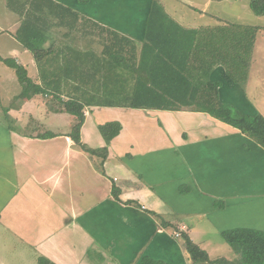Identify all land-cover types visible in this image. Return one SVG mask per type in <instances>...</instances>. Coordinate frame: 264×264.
Here are the masks:
<instances>
[{
    "label": "crops",
    "instance_id": "obj_1",
    "mask_svg": "<svg viewBox=\"0 0 264 264\" xmlns=\"http://www.w3.org/2000/svg\"><path fill=\"white\" fill-rule=\"evenodd\" d=\"M31 1L0 0V227L38 264L237 261L221 233L264 230V146L208 112L132 107L131 95L148 53L151 66L164 56L168 71L217 82V100L248 113L234 71L248 0H157L168 19L152 21L155 0H33L39 60L19 36ZM120 36L131 42L105 47ZM8 58L46 93L25 96ZM56 94L85 105L81 141L107 147L105 159L76 143L77 117ZM111 121L122 129L108 144L99 126ZM184 234L215 262L193 261Z\"/></svg>",
    "mask_w": 264,
    "mask_h": 264
},
{
    "label": "trees",
    "instance_id": "obj_2",
    "mask_svg": "<svg viewBox=\"0 0 264 264\" xmlns=\"http://www.w3.org/2000/svg\"><path fill=\"white\" fill-rule=\"evenodd\" d=\"M29 7L27 15L21 26L20 34L21 40L30 49L36 59L43 57V43L45 40L44 34L37 26L35 14V3ZM151 9L152 18L158 17L159 19H168V15L161 3L157 0L153 2ZM250 8L257 15H264V0H251ZM152 21V20H151ZM174 23V22H173ZM158 25V24H157ZM258 28L248 27V32L245 37H248V41L241 43L240 47H244L241 54L235 57L237 60V66H235V74L240 79H246V70H242V64L244 61V50H248V55L251 53ZM149 34V33H148ZM157 38L156 35H153ZM121 37V36H120ZM149 37V35H147ZM159 37V36H158ZM171 39V38H170ZM148 40H150L148 38ZM151 44L157 45L159 41L163 39H153ZM131 39L127 37H121L114 40V42L106 43L105 47H126ZM157 43V44H156ZM192 49L194 41L186 44ZM181 46H184L183 44ZM129 47H133L130 45ZM149 47V43L146 44ZM247 47V48H246ZM162 60L149 63L148 53L143 54L140 57L138 67H136L135 73L137 74V80L132 97V107L139 108H158V109H170L179 110L183 108L196 109L210 113L212 116L239 128L244 133H248L256 138L264 146V115L255 111L252 113H242L238 110H233L231 107L224 105L218 97V83L211 81L210 79H196L190 74L182 73L184 71H168L167 67L173 66L167 65ZM9 66L16 70L19 80L23 86V94L27 97H32L35 94L46 93V90L42 85H39L33 81L28 75L27 69L18 64L11 58L3 59ZM248 64V75L250 71ZM173 70V69H172ZM83 76V72H80ZM233 74V72H231ZM187 77L182 82V86L179 82L180 78ZM235 76V75H234ZM244 77V78H243ZM56 99H59V109L72 113L77 117V121L73 126L72 136L76 143L83 147L84 150L91 154H100L105 159L107 157V147L101 149L90 148L83 144L81 141V128L85 121L84 104L77 99L63 100L59 94L55 95ZM54 98V99H55ZM99 129L109 144L112 139L117 136L122 125L118 121H111L105 124H101ZM101 167H103V162ZM222 238L233 248L237 254V261L229 262V264H264V230L256 229L252 227H237L233 229L225 230L221 233ZM186 248L193 259L196 262H215L213 261L208 252L201 246L196 244L188 234L183 235ZM223 261V259H222ZM40 264H55L45 257H40ZM228 262V261H227ZM141 264H161V262L144 258Z\"/></svg>",
    "mask_w": 264,
    "mask_h": 264
},
{
    "label": "rangeland",
    "instance_id": "obj_3",
    "mask_svg": "<svg viewBox=\"0 0 264 264\" xmlns=\"http://www.w3.org/2000/svg\"><path fill=\"white\" fill-rule=\"evenodd\" d=\"M243 2L246 0H242ZM251 0H248V27L258 28L254 40V46L248 55V50L244 51V61L242 70H246L248 75V64L250 72L248 79L243 82L244 89L248 97V113L255 111L264 115V15H257L250 8ZM178 4V3H177ZM239 9V8H237ZM245 14H240L244 16ZM239 16V14L237 15ZM237 27L241 25L235 24ZM248 30L247 26H243ZM240 78V77H238ZM54 99V98H53ZM115 99L114 96L104 98L94 97V101ZM223 239V238H222ZM220 241L229 245L224 239ZM204 249V248H203ZM207 251V250H206ZM0 264H38L33 260L32 255L24 250L23 246L15 239L11 238L8 232L0 227Z\"/></svg>",
    "mask_w": 264,
    "mask_h": 264
},
{
    "label": "built area",
    "instance_id": "obj_4",
    "mask_svg": "<svg viewBox=\"0 0 264 264\" xmlns=\"http://www.w3.org/2000/svg\"><path fill=\"white\" fill-rule=\"evenodd\" d=\"M181 235L180 232H176V236L179 237Z\"/></svg>",
    "mask_w": 264,
    "mask_h": 264
}]
</instances>
